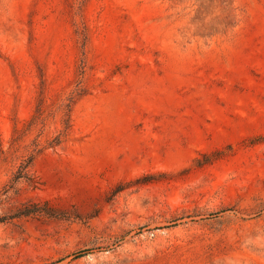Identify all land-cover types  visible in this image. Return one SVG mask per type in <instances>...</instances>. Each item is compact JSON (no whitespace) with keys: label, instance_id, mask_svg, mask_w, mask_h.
<instances>
[{"label":"rangeland","instance_id":"1","mask_svg":"<svg viewBox=\"0 0 264 264\" xmlns=\"http://www.w3.org/2000/svg\"><path fill=\"white\" fill-rule=\"evenodd\" d=\"M0 264H264V0H0Z\"/></svg>","mask_w":264,"mask_h":264}]
</instances>
